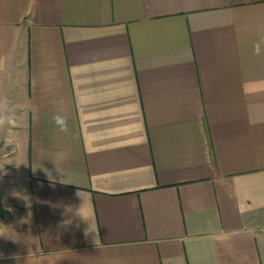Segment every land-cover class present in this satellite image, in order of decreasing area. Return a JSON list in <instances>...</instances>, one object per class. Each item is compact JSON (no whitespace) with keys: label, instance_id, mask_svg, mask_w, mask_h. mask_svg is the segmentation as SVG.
<instances>
[{"label":"crops","instance_id":"1","mask_svg":"<svg viewBox=\"0 0 264 264\" xmlns=\"http://www.w3.org/2000/svg\"><path fill=\"white\" fill-rule=\"evenodd\" d=\"M0 264H264V0H0Z\"/></svg>","mask_w":264,"mask_h":264},{"label":"clouds","instance_id":"2","mask_svg":"<svg viewBox=\"0 0 264 264\" xmlns=\"http://www.w3.org/2000/svg\"><path fill=\"white\" fill-rule=\"evenodd\" d=\"M55 124L59 127L60 131H65L67 128V120L61 115H57L54 118Z\"/></svg>","mask_w":264,"mask_h":264}]
</instances>
